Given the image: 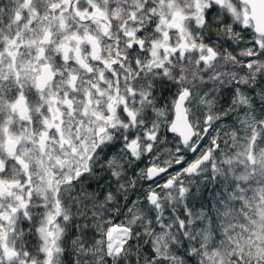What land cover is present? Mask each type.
Returning <instances> with one entry per match:
<instances>
[{
  "label": "snow or ice",
  "instance_id": "6c2138e0",
  "mask_svg": "<svg viewBox=\"0 0 264 264\" xmlns=\"http://www.w3.org/2000/svg\"><path fill=\"white\" fill-rule=\"evenodd\" d=\"M0 264H264V0H0Z\"/></svg>",
  "mask_w": 264,
  "mask_h": 264
},
{
  "label": "rangeland",
  "instance_id": "374dc122",
  "mask_svg": "<svg viewBox=\"0 0 264 264\" xmlns=\"http://www.w3.org/2000/svg\"><path fill=\"white\" fill-rule=\"evenodd\" d=\"M170 138H171V134H170ZM205 196H207V191H205Z\"/></svg>",
  "mask_w": 264,
  "mask_h": 264
}]
</instances>
